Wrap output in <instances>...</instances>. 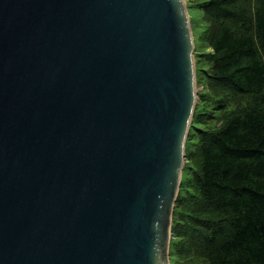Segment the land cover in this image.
<instances>
[{"label": "water", "instance_id": "obj_1", "mask_svg": "<svg viewBox=\"0 0 264 264\" xmlns=\"http://www.w3.org/2000/svg\"><path fill=\"white\" fill-rule=\"evenodd\" d=\"M193 54L184 0H0V264H171Z\"/></svg>", "mask_w": 264, "mask_h": 264}, {"label": "trees", "instance_id": "obj_2", "mask_svg": "<svg viewBox=\"0 0 264 264\" xmlns=\"http://www.w3.org/2000/svg\"><path fill=\"white\" fill-rule=\"evenodd\" d=\"M202 10L208 82L241 106L197 135V172L170 252L185 241L206 264H264V0H207Z\"/></svg>", "mask_w": 264, "mask_h": 264}, {"label": "rangeland", "instance_id": "obj_3", "mask_svg": "<svg viewBox=\"0 0 264 264\" xmlns=\"http://www.w3.org/2000/svg\"><path fill=\"white\" fill-rule=\"evenodd\" d=\"M207 0H184L187 6V12L190 19L191 31L194 40V59L196 68V89L197 100L194 114L188 130L185 142V162L182 169L181 182L178 195L173 211L172 227L178 223V208L181 201L190 190L191 182L194 174L197 172L195 163H197V135L200 131H212L221 126L227 120L228 116L241 103H235L230 100L228 94L217 95L213 92L208 82L210 73L209 64L206 62L205 55L212 51L210 47L211 36L208 32V24L203 19V6ZM197 111V112H196ZM193 193L192 191L189 192ZM177 236L172 231V241L177 243ZM170 252V249H169ZM171 264H206L204 260H200L190 250L185 241H180L176 248L173 246L170 252Z\"/></svg>", "mask_w": 264, "mask_h": 264}]
</instances>
